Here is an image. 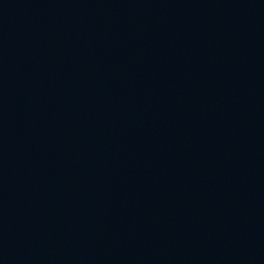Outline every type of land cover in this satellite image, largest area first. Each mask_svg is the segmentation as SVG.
<instances>
[{"label":"water","instance_id":"water-1","mask_svg":"<svg viewBox=\"0 0 264 264\" xmlns=\"http://www.w3.org/2000/svg\"><path fill=\"white\" fill-rule=\"evenodd\" d=\"M0 264H264V0H0Z\"/></svg>","mask_w":264,"mask_h":264}]
</instances>
